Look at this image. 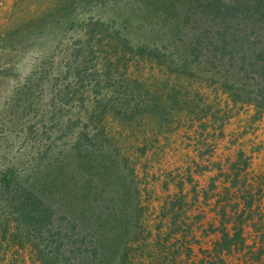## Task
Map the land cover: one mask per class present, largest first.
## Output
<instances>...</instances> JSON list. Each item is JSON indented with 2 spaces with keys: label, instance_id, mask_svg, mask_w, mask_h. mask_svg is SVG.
Wrapping results in <instances>:
<instances>
[{
  "label": "rangeland",
  "instance_id": "obj_1",
  "mask_svg": "<svg viewBox=\"0 0 264 264\" xmlns=\"http://www.w3.org/2000/svg\"><path fill=\"white\" fill-rule=\"evenodd\" d=\"M188 1L0 6V169L62 216H100L103 231L119 234L118 252L128 251L124 264H210L217 211L236 206L224 187L232 165L251 156L250 176L264 183V114L231 100L220 85L226 67L212 61L222 12ZM231 16L242 28L264 25L253 10ZM249 34L230 44L259 49L262 36ZM109 106L144 114H102Z\"/></svg>",
  "mask_w": 264,
  "mask_h": 264
},
{
  "label": "trees",
  "instance_id": "obj_2",
  "mask_svg": "<svg viewBox=\"0 0 264 264\" xmlns=\"http://www.w3.org/2000/svg\"><path fill=\"white\" fill-rule=\"evenodd\" d=\"M188 3L222 12L212 60L213 64L226 67L221 73V88L234 103H252L258 115L264 114V25L256 29L253 26L242 28L240 23H233L231 16L235 10H253L264 17V0H189ZM249 33L262 36L259 49L253 51L251 47L249 53V48L230 44L229 40L235 37L237 40L238 36L246 44L250 41ZM179 69L185 73L190 70L187 63ZM143 107L109 106L101 113L112 111L123 119H132L144 114ZM173 108L183 110L182 105L173 104L170 109L173 111ZM193 111L194 108L193 114L204 116ZM164 113L169 115V111ZM240 154L243 153L240 151ZM246 157L244 162L232 165L233 180L229 177L225 181L228 196L233 197H228V201L233 200L236 206L229 210L227 204L220 205L219 224L215 222L213 228L220 235L212 248L205 250L209 253L205 255L208 258L203 259L205 263L264 264V183L251 178V156ZM238 178L244 182L241 184ZM211 186L215 194L219 186L217 178L213 177ZM183 189L180 184L181 193ZM202 191L205 198L212 196L208 189ZM103 228L100 216H62L50 197H45L18 174L0 169V264H124L128 251L118 252L116 238L119 234L108 235ZM249 234L253 236L251 242ZM132 240H128L126 247ZM188 247L192 251L193 248Z\"/></svg>",
  "mask_w": 264,
  "mask_h": 264
},
{
  "label": "built area",
  "instance_id": "obj_3",
  "mask_svg": "<svg viewBox=\"0 0 264 264\" xmlns=\"http://www.w3.org/2000/svg\"><path fill=\"white\" fill-rule=\"evenodd\" d=\"M2 5V0H0V6Z\"/></svg>",
  "mask_w": 264,
  "mask_h": 264
}]
</instances>
